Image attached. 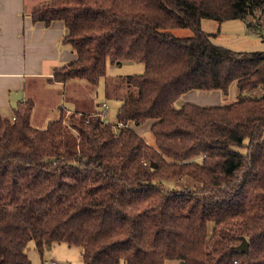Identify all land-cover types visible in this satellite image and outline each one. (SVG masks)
<instances>
[{"label":"trees","instance_id":"obj_1","mask_svg":"<svg viewBox=\"0 0 264 264\" xmlns=\"http://www.w3.org/2000/svg\"><path fill=\"white\" fill-rule=\"evenodd\" d=\"M31 17L63 21L77 54L56 82L96 86L124 63L145 71L126 77L138 96L116 123L62 114L39 129L31 100L0 111V264H32L30 242L41 255L80 247L82 264H264V52L218 46L201 27L241 20L259 34L264 0H49ZM233 84L230 104L176 106ZM148 121L154 145L133 127Z\"/></svg>","mask_w":264,"mask_h":264},{"label":"crops","instance_id":"obj_2","mask_svg":"<svg viewBox=\"0 0 264 264\" xmlns=\"http://www.w3.org/2000/svg\"><path fill=\"white\" fill-rule=\"evenodd\" d=\"M46 1L49 0H0V111L4 118H11L12 95L21 92L17 106L27 100L33 101L31 124L36 128L48 125L63 113L85 114L88 110L86 100L91 99V95L85 94V88L91 85L86 81L53 80L54 70L74 61L77 54L63 44L67 33L63 21H54L49 26L33 22L32 9ZM224 95L219 90H191L181 98L184 104L215 106L222 105ZM50 113L54 119L48 120Z\"/></svg>","mask_w":264,"mask_h":264},{"label":"rangeland","instance_id":"obj_3","mask_svg":"<svg viewBox=\"0 0 264 264\" xmlns=\"http://www.w3.org/2000/svg\"><path fill=\"white\" fill-rule=\"evenodd\" d=\"M210 35L212 42L218 46L237 52H264V37L260 33L251 32L241 20H228L226 22H218L212 19H204L201 24ZM178 37H191L193 32L190 29H174L172 31ZM145 71L143 63H124L122 65H108L107 75L109 78H103L96 86L88 85L85 88V94L91 95V99L86 100L87 111L85 114L103 113L105 120L110 123H116L117 112L124 99L129 97H137V88L131 87L126 83V77L129 75L142 74ZM258 92H262L259 90ZM83 94V93H81ZM239 89L236 84L230 87L229 93L224 95L222 104H230L238 100ZM123 98V99H122ZM184 99L176 102L179 107ZM95 105L92 106V103ZM104 104L107 108H104ZM65 123L71 125L72 113H63ZM50 119H54L53 113L49 114ZM153 122H148L140 126L133 125L135 131L142 135L146 142L154 145V136L150 132ZM45 123L39 129L46 128ZM192 184V180L188 179ZM27 254L32 264H44L56 261L58 264H82V249L77 246H69L67 244L55 243L50 250L46 249L41 255L35 248L34 242H30ZM165 264H180L178 261L169 260Z\"/></svg>","mask_w":264,"mask_h":264},{"label":"water","instance_id":"obj_4","mask_svg":"<svg viewBox=\"0 0 264 264\" xmlns=\"http://www.w3.org/2000/svg\"><path fill=\"white\" fill-rule=\"evenodd\" d=\"M12 97H13V101L11 102V106L13 109H15L17 107V102L20 101L22 98V94L21 92H17V93H14ZM238 249L243 252H246L248 250V242L246 241V239H243Z\"/></svg>","mask_w":264,"mask_h":264},{"label":"built area","instance_id":"obj_5","mask_svg":"<svg viewBox=\"0 0 264 264\" xmlns=\"http://www.w3.org/2000/svg\"><path fill=\"white\" fill-rule=\"evenodd\" d=\"M260 35L264 37V30L260 32ZM104 108H107V106L105 104H104ZM101 117L105 120V115L103 113H101ZM14 119L15 118H13V120ZM122 126H123L122 124H119L117 128H120ZM44 264H57V263L56 262H48V261H45Z\"/></svg>","mask_w":264,"mask_h":264}]
</instances>
